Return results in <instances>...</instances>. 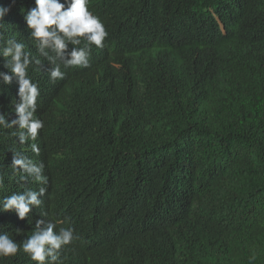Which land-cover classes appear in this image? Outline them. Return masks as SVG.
<instances>
[{
	"label": "trees",
	"instance_id": "16d2710c",
	"mask_svg": "<svg viewBox=\"0 0 264 264\" xmlns=\"http://www.w3.org/2000/svg\"><path fill=\"white\" fill-rule=\"evenodd\" d=\"M0 6L3 39L40 61L31 81L66 112L46 103L39 155L0 129V198L44 186L20 181L14 151L49 181L25 218L0 211V233L72 228L61 264H264V0H89L103 47L55 81L24 20L34 0ZM0 264L36 262L21 249Z\"/></svg>",
	"mask_w": 264,
	"mask_h": 264
},
{
	"label": "clouds",
	"instance_id": "9594fccd",
	"mask_svg": "<svg viewBox=\"0 0 264 264\" xmlns=\"http://www.w3.org/2000/svg\"><path fill=\"white\" fill-rule=\"evenodd\" d=\"M89 0H34L35 7L29 9L24 20L30 30L36 50L45 57L52 67L49 78L53 81L63 79L61 63L64 67H87L90 46L103 47L108 33L103 22L88 8ZM67 5V6H65ZM10 11L0 6V57H4V68L0 71V129L9 131L21 145L28 141L31 151L39 155V147L34 141L52 127L50 114L65 115L59 112L62 100L48 87L37 86L28 75L29 65L40 61L25 51V45L15 38L3 39L5 29L4 16ZM81 38L87 43L84 47ZM69 44L72 45L69 50ZM50 53H54L51 55ZM59 61V63L57 62ZM16 80L17 84L13 82ZM49 103V109L46 103ZM69 107V105H67ZM11 166L19 173L20 181H31L44 185L38 190L24 188L23 192H14L0 198V211H14L18 218H25L32 207H39L41 199L47 191L48 177L44 175V163L34 162L19 151L12 153ZM3 177H0V186ZM56 224L43 218L35 221V229L18 245L7 232L0 233V257L14 256L21 249L36 264H61L60 249L75 239L73 229L61 227L54 231Z\"/></svg>",
	"mask_w": 264,
	"mask_h": 264
}]
</instances>
